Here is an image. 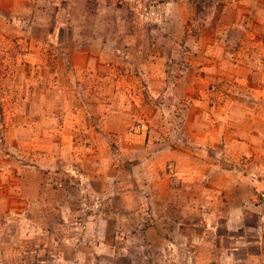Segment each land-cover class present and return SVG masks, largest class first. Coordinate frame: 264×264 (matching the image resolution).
<instances>
[{"label": "rangeland", "instance_id": "374dc122", "mask_svg": "<svg viewBox=\"0 0 264 264\" xmlns=\"http://www.w3.org/2000/svg\"><path fill=\"white\" fill-rule=\"evenodd\" d=\"M262 212L264 0H0V264H244Z\"/></svg>", "mask_w": 264, "mask_h": 264}, {"label": "crops", "instance_id": "0c3cea01", "mask_svg": "<svg viewBox=\"0 0 264 264\" xmlns=\"http://www.w3.org/2000/svg\"><path fill=\"white\" fill-rule=\"evenodd\" d=\"M260 220L264 223V212L261 213ZM261 228H264V225H262ZM251 242L258 244L259 250L256 254L247 253L244 264H264V230H261L256 238H254L253 240H248L246 243Z\"/></svg>", "mask_w": 264, "mask_h": 264}]
</instances>
